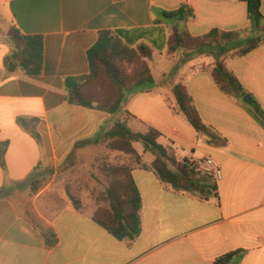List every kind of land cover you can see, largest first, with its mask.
Masks as SVG:
<instances>
[{
  "label": "crops",
  "instance_id": "obj_1",
  "mask_svg": "<svg viewBox=\"0 0 264 264\" xmlns=\"http://www.w3.org/2000/svg\"><path fill=\"white\" fill-rule=\"evenodd\" d=\"M182 5L193 11L186 24L192 37L249 29L246 3L239 0H0V144H6L0 161V264H213L234 251H241L234 264H264V117L256 112L264 113V44L225 61L249 96L248 102L235 99L213 80L212 57L167 54L170 24L158 20ZM259 12L264 15V0ZM11 27L42 38L39 75L7 70ZM103 30L129 47L152 51L154 86L122 107L127 125L157 130L168 152L196 167L210 160L207 174L217 187V196L208 199L172 189L151 168L154 155L133 143L145 167L130 172L141 198V230L131 243L94 222L89 207L47 199L53 182L74 165L90 168L111 121L106 113L68 104L63 84L66 77L89 73L86 52ZM179 82L201 121L224 143L208 144L177 110L172 87ZM19 118L37 120L39 140ZM45 177L51 184L33 192L32 185ZM51 235L55 242L48 245Z\"/></svg>",
  "mask_w": 264,
  "mask_h": 264
},
{
  "label": "trees",
  "instance_id": "obj_2",
  "mask_svg": "<svg viewBox=\"0 0 264 264\" xmlns=\"http://www.w3.org/2000/svg\"><path fill=\"white\" fill-rule=\"evenodd\" d=\"M246 3L249 19V29L246 31L223 32L211 30L201 37H192L186 24L193 18L190 7L182 5L172 11H163L161 19L170 24V34L167 40V54H183L187 59L205 54L213 58L211 68L213 80L217 86L229 96L242 100L246 92L227 69V59L240 57L245 53L264 44V15L259 12V0H239ZM156 21V20H155ZM12 46L10 55L5 58L7 70L22 72L26 75H39L43 67V42L40 36H26L15 27L7 33ZM89 73L80 76H70L64 79L65 101L74 106L89 110H97L109 115L116 114L128 101L139 92L150 90L154 79L149 68L152 51L143 45L127 46L113 31L98 32L96 42L86 52ZM132 70L125 72L124 67ZM204 69V67H199ZM104 79L114 90V96L108 103L93 100L87 88ZM177 110L184 115L187 122L199 134L205 135L208 144L224 143L225 139L211 131L200 119L193 106L192 99L185 85L176 83L172 87ZM259 116L264 113L256 108ZM37 120L18 119V123L39 140L35 132ZM161 134L148 128L145 132L132 131L126 121L115 122L104 133V139L109 140L110 148L122 151L132 157L135 165L145 167L140 156L133 149V143H140L144 151L154 155L151 168L161 182L174 190L186 192L200 199L217 196V187L211 175L198 171L196 164L181 159L168 152L159 143ZM6 144H0V161H2ZM108 184L98 197L99 202L107 206L97 207L92 213V220L103 227L117 240L126 243L133 242L140 234L141 198L131 177L132 168L126 166L106 167ZM36 181L31 190L36 192ZM71 204L78 209L80 204L69 196ZM48 245L55 242V237ZM241 251L227 253L215 259L213 264H234Z\"/></svg>",
  "mask_w": 264,
  "mask_h": 264
},
{
  "label": "rangeland",
  "instance_id": "obj_3",
  "mask_svg": "<svg viewBox=\"0 0 264 264\" xmlns=\"http://www.w3.org/2000/svg\"><path fill=\"white\" fill-rule=\"evenodd\" d=\"M131 70L132 69L128 65L124 67L125 72H130ZM87 90L91 94L92 99L98 100L100 103H108L115 94L112 86L106 83L104 79L94 83L92 86L88 87ZM110 116L111 121H108L107 130H109L115 122L126 121L127 123L129 119L128 115L122 113V108L116 114ZM129 128L134 132H144L138 131L132 127ZM98 143L99 145H97V148L92 154L94 163L90 165V168L81 169L80 165H74L69 175L64 178H59V180L56 179L53 182L54 185H56V188H53V194L47 196L49 202H55L57 204L68 202L71 204L69 199L70 196L77 200L80 206H87L92 211L97 207L104 208L107 206L105 203L97 200L98 197L104 193L108 184L106 167L126 166L133 168L136 165L133 163L132 157L128 154L116 149H111V142L104 139V134L98 139ZM51 182L52 180L50 177H45L39 180L36 187L41 188L51 184ZM50 186L52 187V185Z\"/></svg>",
  "mask_w": 264,
  "mask_h": 264
},
{
  "label": "built area",
  "instance_id": "obj_4",
  "mask_svg": "<svg viewBox=\"0 0 264 264\" xmlns=\"http://www.w3.org/2000/svg\"><path fill=\"white\" fill-rule=\"evenodd\" d=\"M210 165H211V161L210 160H206V161H204V163L197 164V169H198V171L208 173L209 172L208 168H209ZM215 178L217 180L220 179V172L219 171L215 172Z\"/></svg>",
  "mask_w": 264,
  "mask_h": 264
},
{
  "label": "water",
  "instance_id": "obj_5",
  "mask_svg": "<svg viewBox=\"0 0 264 264\" xmlns=\"http://www.w3.org/2000/svg\"><path fill=\"white\" fill-rule=\"evenodd\" d=\"M243 101H244V102H248V101H249V96H248V95H245V96L243 97Z\"/></svg>",
  "mask_w": 264,
  "mask_h": 264
}]
</instances>
